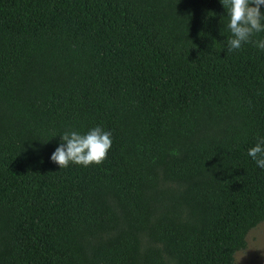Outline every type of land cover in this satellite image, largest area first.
<instances>
[{"label":"trees","instance_id":"16d2710c","mask_svg":"<svg viewBox=\"0 0 264 264\" xmlns=\"http://www.w3.org/2000/svg\"><path fill=\"white\" fill-rule=\"evenodd\" d=\"M227 19L219 0H0V264L233 263L264 221V52H229ZM95 125L101 164L50 161Z\"/></svg>","mask_w":264,"mask_h":264},{"label":"clouds","instance_id":"9594fccd","mask_svg":"<svg viewBox=\"0 0 264 264\" xmlns=\"http://www.w3.org/2000/svg\"><path fill=\"white\" fill-rule=\"evenodd\" d=\"M219 2L225 10L228 18L226 27L231 34L227 38V50L238 51L242 45L251 43L256 49L264 52V36L259 35L264 33V0ZM59 134L61 142L49 156L50 161L57 164L59 169L66 168L69 163L82 167L101 164L112 144L111 131L100 125L92 126L84 132L66 129ZM247 155L259 169L264 170V135L257 136L255 142L247 149Z\"/></svg>","mask_w":264,"mask_h":264},{"label":"rangeland","instance_id":"374dc122","mask_svg":"<svg viewBox=\"0 0 264 264\" xmlns=\"http://www.w3.org/2000/svg\"><path fill=\"white\" fill-rule=\"evenodd\" d=\"M264 264V221L250 229L244 249L236 251L232 264Z\"/></svg>","mask_w":264,"mask_h":264}]
</instances>
